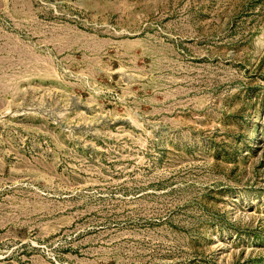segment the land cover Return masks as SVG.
Segmentation results:
<instances>
[{"label":"rangeland","instance_id":"1","mask_svg":"<svg viewBox=\"0 0 264 264\" xmlns=\"http://www.w3.org/2000/svg\"><path fill=\"white\" fill-rule=\"evenodd\" d=\"M0 264H264V0H0Z\"/></svg>","mask_w":264,"mask_h":264}]
</instances>
